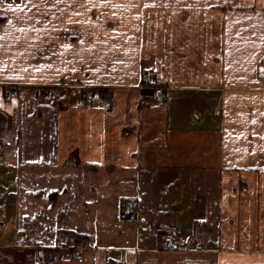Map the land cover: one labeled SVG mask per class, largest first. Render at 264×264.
<instances>
[{"label": "crops", "instance_id": "0c3cea01", "mask_svg": "<svg viewBox=\"0 0 264 264\" xmlns=\"http://www.w3.org/2000/svg\"><path fill=\"white\" fill-rule=\"evenodd\" d=\"M0 209V264H264V0H0Z\"/></svg>", "mask_w": 264, "mask_h": 264}, {"label": "built area", "instance_id": "2783aa9c", "mask_svg": "<svg viewBox=\"0 0 264 264\" xmlns=\"http://www.w3.org/2000/svg\"><path fill=\"white\" fill-rule=\"evenodd\" d=\"M158 91L160 95L164 96V90L161 87H158ZM2 222V211L0 209V225ZM160 240L162 242V248L165 250H173L176 249V243H177V234L174 230H166L164 231L161 236ZM46 258V252H43L40 256V262H44Z\"/></svg>", "mask_w": 264, "mask_h": 264}, {"label": "trees", "instance_id": "16d2710c", "mask_svg": "<svg viewBox=\"0 0 264 264\" xmlns=\"http://www.w3.org/2000/svg\"><path fill=\"white\" fill-rule=\"evenodd\" d=\"M103 93H104V96H105V97H107V96L110 97V95H108L106 92H103Z\"/></svg>", "mask_w": 264, "mask_h": 264}, {"label": "rangeland", "instance_id": "374dc122", "mask_svg": "<svg viewBox=\"0 0 264 264\" xmlns=\"http://www.w3.org/2000/svg\"><path fill=\"white\" fill-rule=\"evenodd\" d=\"M87 95H89V94H87ZM88 98H89V96H88Z\"/></svg>", "mask_w": 264, "mask_h": 264}]
</instances>
